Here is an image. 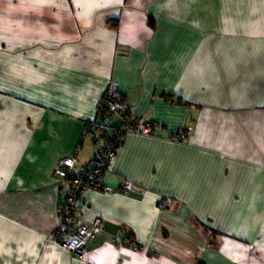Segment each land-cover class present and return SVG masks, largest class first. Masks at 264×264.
Segmentation results:
<instances>
[{"label": "crops", "instance_id": "obj_1", "mask_svg": "<svg viewBox=\"0 0 264 264\" xmlns=\"http://www.w3.org/2000/svg\"><path fill=\"white\" fill-rule=\"evenodd\" d=\"M138 118L63 249L57 166ZM0 264H264V0H0Z\"/></svg>", "mask_w": 264, "mask_h": 264}, {"label": "built area", "instance_id": "obj_2", "mask_svg": "<svg viewBox=\"0 0 264 264\" xmlns=\"http://www.w3.org/2000/svg\"><path fill=\"white\" fill-rule=\"evenodd\" d=\"M173 100L176 102L175 98ZM124 111L114 89H108L101 99L99 113L104 117L123 118ZM158 129V123L146 122L142 118L128 120L123 127L115 128L111 133L97 122L87 126L86 136L92 137L96 146L94 157L77 172L74 171L76 160L72 157L63 159L55 170V175L62 179L70 190L64 216L65 228L54 234V239L63 249L83 256L89 240L101 230V220H96L92 225H87L83 221L84 197L90 189L103 190L100 181L116 161L126 135L128 133L154 135ZM122 190H130V185H125ZM78 221L80 225L76 227Z\"/></svg>", "mask_w": 264, "mask_h": 264}, {"label": "rangeland", "instance_id": "obj_3", "mask_svg": "<svg viewBox=\"0 0 264 264\" xmlns=\"http://www.w3.org/2000/svg\"><path fill=\"white\" fill-rule=\"evenodd\" d=\"M108 118H110V117H108Z\"/></svg>", "mask_w": 264, "mask_h": 264}, {"label": "trees", "instance_id": "obj_4", "mask_svg": "<svg viewBox=\"0 0 264 264\" xmlns=\"http://www.w3.org/2000/svg\"><path fill=\"white\" fill-rule=\"evenodd\" d=\"M65 216V215H64Z\"/></svg>", "mask_w": 264, "mask_h": 264}]
</instances>
